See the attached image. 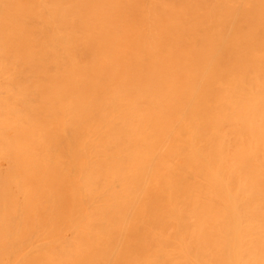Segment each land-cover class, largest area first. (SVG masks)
Wrapping results in <instances>:
<instances>
[{
    "label": "bare ground",
    "instance_id": "bare-ground-1",
    "mask_svg": "<svg viewBox=\"0 0 264 264\" xmlns=\"http://www.w3.org/2000/svg\"><path fill=\"white\" fill-rule=\"evenodd\" d=\"M0 264H264V0H0Z\"/></svg>",
    "mask_w": 264,
    "mask_h": 264
}]
</instances>
